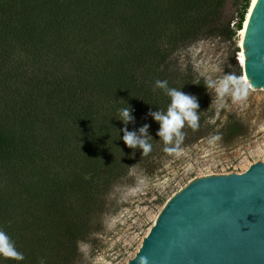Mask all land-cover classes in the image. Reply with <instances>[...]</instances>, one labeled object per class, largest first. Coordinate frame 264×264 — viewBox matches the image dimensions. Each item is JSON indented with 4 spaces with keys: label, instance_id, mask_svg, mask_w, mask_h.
I'll return each mask as SVG.
<instances>
[{
    "label": "trees",
    "instance_id": "16d2710c",
    "mask_svg": "<svg viewBox=\"0 0 264 264\" xmlns=\"http://www.w3.org/2000/svg\"><path fill=\"white\" fill-rule=\"evenodd\" d=\"M228 1L0 0V230L24 255L0 264H80L131 169L151 175L200 139L211 98L184 51L243 28L251 0ZM172 90L194 98L199 126L165 142L154 114L167 115Z\"/></svg>",
    "mask_w": 264,
    "mask_h": 264
},
{
    "label": "rangeland",
    "instance_id": "374dc122",
    "mask_svg": "<svg viewBox=\"0 0 264 264\" xmlns=\"http://www.w3.org/2000/svg\"><path fill=\"white\" fill-rule=\"evenodd\" d=\"M235 2L240 6L243 0L239 4L238 0H229L228 10L235 8ZM241 52L238 32L230 38L205 37L184 51L196 80H204L211 98L205 116L207 125H202L199 140L177 145L153 174L133 167L114 187L101 218V231L81 243L80 264H128L169 201L192 181L241 173L264 161V94L257 95L248 86L247 96L234 101L227 94L220 98L215 87L207 83L228 74L244 81ZM179 133L194 136L196 132L189 126Z\"/></svg>",
    "mask_w": 264,
    "mask_h": 264
},
{
    "label": "water",
    "instance_id": "95a60500",
    "mask_svg": "<svg viewBox=\"0 0 264 264\" xmlns=\"http://www.w3.org/2000/svg\"><path fill=\"white\" fill-rule=\"evenodd\" d=\"M243 55L247 85L264 94V0L251 14ZM128 264H264V161L192 181Z\"/></svg>",
    "mask_w": 264,
    "mask_h": 264
},
{
    "label": "clouds",
    "instance_id": "9594fccd",
    "mask_svg": "<svg viewBox=\"0 0 264 264\" xmlns=\"http://www.w3.org/2000/svg\"><path fill=\"white\" fill-rule=\"evenodd\" d=\"M207 83L215 87L220 98L225 97L227 94L231 96L234 101H239L243 100L248 94V85L246 82L232 74L225 75L215 83L212 80L207 81ZM157 84L163 86L160 81H157ZM170 95L172 96V104L168 108L167 115H162L160 113L154 114L155 119L162 122L159 135L164 138L165 142L171 141L173 133L179 135L181 140L183 139V136L179 133V129L183 126L185 120L189 122L193 129L199 126L197 123L198 116L194 112L198 104L195 102L194 98L178 90H172ZM119 112L120 117L126 123L132 119L130 108L124 107L120 109ZM140 131L141 133H145L147 131V126L141 128ZM123 140L128 146H140L144 148L145 155L152 147L150 144L146 143L145 140L137 137L135 132H129L127 130H125ZM209 142L211 143V141ZM165 151H169V149L166 148ZM0 255L17 261L24 260L23 253L15 248V245L10 242L9 236L3 230H0Z\"/></svg>",
    "mask_w": 264,
    "mask_h": 264
},
{
    "label": "bare ground",
    "instance_id": "6f19581e",
    "mask_svg": "<svg viewBox=\"0 0 264 264\" xmlns=\"http://www.w3.org/2000/svg\"><path fill=\"white\" fill-rule=\"evenodd\" d=\"M257 2H258V0H251V4H250L249 10H248V14L246 15V19H245L243 28L238 32V38H239V42H240V45L242 46V48H243V42H244L245 35L248 31V25L250 22V17H251V14H252L253 9L256 6ZM240 62L242 64H244V62H245L243 52H241V54H240ZM244 81L247 82L246 76H244Z\"/></svg>",
    "mask_w": 264,
    "mask_h": 264
}]
</instances>
